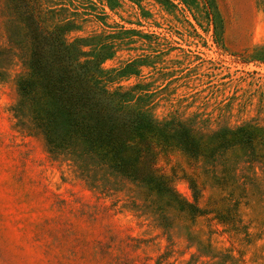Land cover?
I'll return each mask as SVG.
<instances>
[{
  "label": "rangeland",
  "instance_id": "rangeland-1",
  "mask_svg": "<svg viewBox=\"0 0 264 264\" xmlns=\"http://www.w3.org/2000/svg\"><path fill=\"white\" fill-rule=\"evenodd\" d=\"M38 2L105 90L190 129L202 154L154 167L203 213L49 155L11 110L29 39L0 0V264H264V0Z\"/></svg>",
  "mask_w": 264,
  "mask_h": 264
},
{
  "label": "trees",
  "instance_id": "trees-1",
  "mask_svg": "<svg viewBox=\"0 0 264 264\" xmlns=\"http://www.w3.org/2000/svg\"><path fill=\"white\" fill-rule=\"evenodd\" d=\"M8 4L29 39L27 71L17 80L19 98L11 110L19 122L42 134L49 155L75 162L85 176L102 170L144 186L188 218L202 214L154 167L157 145L164 143L171 142L192 159L202 154L190 129L160 125L128 105L123 94L105 90L98 82L97 63L77 59L63 29L46 25L38 0Z\"/></svg>",
  "mask_w": 264,
  "mask_h": 264
}]
</instances>
